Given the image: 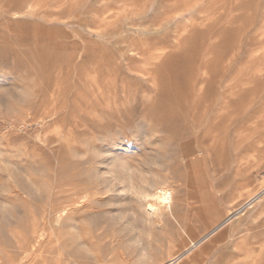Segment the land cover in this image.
<instances>
[{
    "label": "rangeland",
    "instance_id": "obj_1",
    "mask_svg": "<svg viewBox=\"0 0 264 264\" xmlns=\"http://www.w3.org/2000/svg\"><path fill=\"white\" fill-rule=\"evenodd\" d=\"M263 188L264 0H0V264H264Z\"/></svg>",
    "mask_w": 264,
    "mask_h": 264
},
{
    "label": "bare ground",
    "instance_id": "obj_2",
    "mask_svg": "<svg viewBox=\"0 0 264 264\" xmlns=\"http://www.w3.org/2000/svg\"><path fill=\"white\" fill-rule=\"evenodd\" d=\"M221 148H223V142H221ZM219 154V153H218ZM225 154V153H224ZM228 155V154H227ZM218 156H220V155H218ZM227 156H225L224 158H223V156L221 155L220 157H219V159H223V161L225 160H227V158H226ZM156 160V159H155ZM153 164V163H152ZM226 166H223L221 169H224ZM247 167L248 166H246V164H245V167L244 168H242L241 166H240V163H236L235 164V167H234V172H232L231 173V175L229 176V175H223V177H222V180H221V182H223V181H226V180H228L227 182H229L227 185H228V190L225 192V195L228 197V196H230V197H235L236 195H240L241 194V191L242 190H244L245 188H247L248 186H249V184H250V171L247 169ZM155 172V171H154ZM157 175V174H156ZM162 177V176H161ZM230 179H231V181H230ZM156 186V185H155ZM254 187H256V186H254ZM155 189V188H154ZM255 190H256V188H254ZM264 189V188H263ZM144 192V191H143ZM146 193L145 194H147V191H145ZM150 192V191H149ZM154 193H153V197H152V200H149V201H146V203H145V209H146V212H148V214H151L152 215V218H151V215H150V218L151 219H148L147 218V215H146V212H145V215H146V218H147V220H146V224L150 227V230H151V228H152V226H156L157 228H159L158 229V231H157V235H159V236H157V238H158V240H160V241H164V240H166V241H170V240H172L173 241V239H174V237H175V235L176 234H178L179 233V230L177 231H175V228H178V229H182V231H184L183 233H185V234H187V236H188V233H186V231H185V227L183 226V224L179 221V219L175 216V214H174V205H173V201H172V195H171V189L170 188H167V186L166 187H161V188H157V189H155V191H153ZM151 193H152V191H151ZM150 193V194H151ZM52 194H54V193H52ZM141 194V193H140ZM144 194V193H143ZM188 194V193H187ZM259 192H255V193H253L247 200H246V204L245 205H251L252 203H253V201L255 200V199H257V198H259ZM148 196L147 197H150V195L149 194H147ZM47 196V195H46ZM52 196V195H51ZM152 196V195H151ZM141 197H142V195H141ZM141 197H140V199H141ZM144 197H146L145 195L143 196V198ZM151 198V197H150ZM188 198H189V196H188ZM68 199V198H67ZM139 199V198H138ZM146 199V198H145ZM50 201V200H49ZM88 201V200H87ZM52 202V201H51ZM94 202V201H93ZM138 202V201H137ZM72 203V202H71ZM78 203V202H77ZM195 203V202H194ZM68 204V203H67ZM143 204V203H142ZM191 204V203H190ZM233 204V203H232ZM78 205V204H77ZM79 205H80V203H79ZM75 206V205H74ZM138 206H142L141 204H139ZM71 207H73V206H71ZM71 207H70V209H71ZM75 207H77V206H75ZM79 207H81V206H79ZM83 207V206H82ZM85 207V206H84ZM143 207H144V205H143ZM202 209L201 210H203L202 211V213H207L208 211L210 212V204H208V200L205 202H203V204H202V206H200ZM86 208V207H85ZM243 208V207H242ZM241 206L238 208V209H236L235 210V212L234 213H232V214H230L229 215V217L227 218V219H229V218H231L234 214H236L237 212H239L241 209ZM90 209V208H89ZM89 209H88V211H89ZM138 209H140V208H138ZM144 208H143V210H145ZM187 209V208H186ZM234 209V208H233ZM263 209V208H262ZM62 210V209H61ZM68 211H69V209H67ZM72 210H74V209H72ZM82 210V209H81ZM141 210H142V208H141ZM189 210V209H188ZM197 210V209H196ZM54 211V210H53ZM71 211V210H70ZM46 212V211H45ZM73 212V211H72ZM92 212V211H91ZM143 212V211H142ZM176 212V211H175ZM230 212H231V210H230ZM77 213V212H76ZM88 213V212H87ZM201 213V212H200ZM62 214V213H61ZM195 214H196V212H195ZM198 214H199V212H198ZM144 215V214H143ZM252 215H254V214H252ZM88 216V215H87ZM45 217V216H44ZM57 217V216H56ZM194 217V216H193ZM69 218H70V216H69ZM196 219H198V218H196ZM205 219V218H204ZM226 219V220H227ZM255 219V218H254ZM263 219V218H262ZM195 220V219H194ZM206 220V219H205ZM197 221V220H196ZM200 221V220H199ZM237 221H238V219H237ZM248 221V220H247ZM203 222V221H202ZM225 222V220H223L222 222H219V223H217V224H215L213 227H212V229H210L207 233H205L204 235H202L201 237H199V238H197V239H194L193 237H190V236H188V242L186 241V245L185 246H187L186 248H184L183 249V251L186 253V252H188V251H190V249L193 247V246H195V245H197L198 243H200L203 239H205L207 236H209L211 233H213L215 230H217V229H219L222 225H223V223ZM44 223H46V222H44ZM260 223V222H259ZM246 224V223H245ZM44 225V224H43ZM239 225V224H238ZM248 225V224H247ZM174 226H176V227H174ZM243 226V225H242ZM252 226V225H251ZM141 227V226H140ZM250 227V226H249ZM259 227V226H258ZM34 228V227H33ZM232 228V227H231ZM36 229V228H35ZM43 229V228H42ZM156 229V228H155ZM249 229H251V228H249ZM248 229V230H249ZM222 229H220V231H221ZM237 230V229H236ZM226 231V230H225ZM230 231V230H229ZM260 231V230H259ZM41 232H43V231H41ZM153 232H156V231H153ZM191 233V232H190ZM254 233H256V232H254ZM38 234V233H37ZM151 234V233H150ZM219 235H217V238H219L220 237V233H218ZM224 234V233H223ZM226 234H227V231H226ZM154 235V234H153ZM212 235V234H211ZM258 235H259V233H258ZM14 236V235H13ZM155 236V237H156ZM192 236V235H191ZM256 236V235H255ZM40 237H41V234L40 235H38L37 236V238H35L36 240V243L37 242H39V239H40ZM154 237V236H153ZM183 237H185V236H183ZM195 237V236H194ZM32 238V237H31ZM241 238V237H240ZM248 238V237H247ZM155 239V238H154ZM183 239V238H182ZM222 239V238H221ZM254 239V238H253ZM148 240V239H147ZM157 240V239H156ZM157 240V241H158ZM187 240V239H186ZM245 240V239H244ZM114 241V240H113ZM83 242V241H82ZM90 242V241H89ZM150 242V241H149ZM40 243V242H39ZM35 244V243H34ZM33 244V245H34ZM84 244V243H83ZM95 244V243H94ZM151 244V243H150ZM154 244V243H153ZM153 244L151 245L152 247H153ZM170 244V243H169ZM243 244H245V243H243ZM253 244V243H252ZM87 245V244H86ZM201 245V244H200ZM234 245H236V243H234ZM234 245H232V246H234ZM27 246H29V244H27ZM37 246V245H36ZM112 246V245H111ZM146 246V245H145ZM154 246H155V244H154ZM240 246V245H239ZM244 246V245H243ZM248 247V246H247ZM230 248V247H229ZM238 248V247H237ZM204 249V248H203ZM202 249V250H203ZM182 250V249H181ZM223 251H225V249L223 250ZM228 251V250H227ZM238 251V250H237ZM68 252H69V250H68ZM197 252V251H196ZM228 252H230V251H228ZM122 253V252H121ZM177 253V252H176ZM185 253H179V254H174L173 256H172V258L168 261V264H176L177 263V261L179 260V258H180V256L181 255H183V254H185ZM222 253V252H221ZM224 253V252H223ZM236 253V252H235ZM234 253V254H235ZM59 254H62L61 252H59ZM68 254V256L69 255H71V254H69V253H67ZM187 254V253H186ZM196 254V253H195ZM230 254H233V252L232 253H230ZM239 254V253H238ZM237 254V255H238ZM28 253H27V256H26V251H25V256L28 258ZM197 255H198V252H197ZM199 255H201V252H199ZM241 255V254H240ZM193 256V255H192ZM191 256V257H192ZM233 256V255H232ZM235 256H236V254H235ZM23 257H24V255H23ZM25 257V258H26ZM70 257V256H69ZM198 258H199V256H197ZM201 257V259L203 258L202 256H200ZM229 257H230V255H229ZM228 257V258H229ZM234 257V256H233ZM72 258V257H71ZM225 258H227V257H225ZM237 258V257H236ZM251 258V257H250ZM59 259V258H58ZM73 260H75L74 258H72ZM99 259V258H98ZM113 259V258H112ZM131 259V258H130ZM191 259H193V258H191ZM196 259V258H195ZM195 259H193V261H195ZM232 259H234V258H232ZM241 259V258H240ZM252 259V258H251ZM20 260V259H19ZM19 260H17V263L16 264H19L18 263V261ZM25 260V263H26V259H24ZM57 260V259H56ZM77 260V259H76ZM21 261V260H20ZM128 261V260H127ZM199 261V260H198ZM24 262V261H23ZM66 263H68V261L66 260L65 261ZM226 262V261H225ZM231 262V261H230ZM233 262V261H232ZM240 262V261H239ZM99 263V262H98ZM20 264H22V263H20ZM58 264H61L60 263V260H58ZM71 264V263H70ZM73 264H74V261H73ZM77 264H83V263H80V262H77ZM125 264H127V263H125ZM228 264V263H227ZM240 264V263H239Z\"/></svg>",
    "mask_w": 264,
    "mask_h": 264
}]
</instances>
